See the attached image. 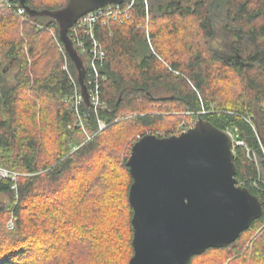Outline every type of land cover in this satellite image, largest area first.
I'll return each instance as SVG.
<instances>
[{"label":"trees","instance_id":"16d2710c","mask_svg":"<svg viewBox=\"0 0 264 264\" xmlns=\"http://www.w3.org/2000/svg\"><path fill=\"white\" fill-rule=\"evenodd\" d=\"M68 1L26 4L59 10ZM130 4L95 26L106 53L97 74L88 76L89 57L76 46L85 83L96 81L103 103L96 111L84 102L78 112L79 70L59 22L24 19L19 1L0 2V165L20 174L0 179V220L16 218L12 230L0 225V264H129L131 147L148 133L179 134L199 118L243 142L234 147L236 177L264 203V0H125L123 8ZM218 23L234 36L233 57L211 45ZM80 35L90 45V35ZM2 195L12 198L10 209ZM216 263L264 264V213L234 242L188 264Z\"/></svg>","mask_w":264,"mask_h":264},{"label":"water","instance_id":"95a60500","mask_svg":"<svg viewBox=\"0 0 264 264\" xmlns=\"http://www.w3.org/2000/svg\"><path fill=\"white\" fill-rule=\"evenodd\" d=\"M17 1L29 15H50L59 22L89 103L85 67L69 29L85 14L125 0H69L62 9L42 11ZM234 147L231 131L204 118L179 134L148 133L134 142L127 160L133 179L129 264H188L209 248L228 246L263 215L264 203L236 177Z\"/></svg>","mask_w":264,"mask_h":264},{"label":"built area","instance_id":"2783aa9c","mask_svg":"<svg viewBox=\"0 0 264 264\" xmlns=\"http://www.w3.org/2000/svg\"><path fill=\"white\" fill-rule=\"evenodd\" d=\"M0 2H1L2 7H6V6L10 7L12 6L13 0H0ZM124 4H125V1L122 4H108L105 7L91 11L85 14L84 16H82L69 30V35L73 41L74 47L75 48L79 47L81 52L83 54L86 53L89 57L88 59V67H89L88 69L89 70H87V74L90 77L92 76L93 73L94 74L98 73L99 66L101 65V63L104 62L105 57H106V53L103 50L100 41L96 38L95 26L100 18L111 17V16H114V18H118L120 15L126 14L131 4L123 8ZM17 13L24 19H26L27 16H30L22 5H19V7L17 8ZM81 30H85L87 34L90 35V38H91L90 45L88 44L87 46L84 39L80 35ZM68 68H69L68 63L66 62L64 69L70 73ZM87 91L89 95V106L93 107L97 111L98 108L103 103H102V99L100 96V88H99V85H97L96 81L94 80L88 81ZM74 99H75V106L78 108V112H79L80 107H81L80 105H82L84 102H87L81 88H79V90L76 88ZM84 116H88V114L85 112ZM100 126H101V129H103L106 126L103 120H100ZM184 130H186L185 127L182 128V131ZM236 143L243 145L242 141L235 140V144ZM19 175H20L19 173L0 165V179L10 178L12 180H16ZM254 184L256 185V187L258 186L256 183ZM16 187L17 185L13 186V188H16Z\"/></svg>","mask_w":264,"mask_h":264},{"label":"rangeland","instance_id":"374dc122","mask_svg":"<svg viewBox=\"0 0 264 264\" xmlns=\"http://www.w3.org/2000/svg\"><path fill=\"white\" fill-rule=\"evenodd\" d=\"M149 21H150V19H149V16H148V17H146V23H145L146 24L145 31H146L147 37H148V32H150L149 31L150 28H149V25H148ZM221 23H224V21H221ZM221 23H218V25L216 27V33L212 37L210 42H211L212 47L217 52H219L220 54L222 53V55L225 56L226 58H230V57H233L235 55V52H234V49H233L234 36L232 35V33L229 30L225 29V27ZM185 26L187 28L186 31H189L190 33H192L191 30L194 29V27H195V26L192 25V22H187L185 24ZM51 33H54V31L53 32L51 31ZM191 37L193 38L194 36H191ZM54 43L57 44L60 47V49L63 48L61 43H60V41H58L56 38H54ZM27 46H28L27 44L24 45L25 48ZM15 71L16 70L14 68H12V69H10V71L7 72V75L12 76ZM185 115H187L186 112H185ZM98 121H99V131H102L105 128L101 129L100 120H98ZM52 128H53V126H52ZM88 137H91V136L88 135ZM12 205H13L12 198L9 197L8 195H2V197H1V206L7 207V209H10L12 207ZM15 221H16V218L13 217L12 215H9L7 213L6 217L4 219L0 220V225H5V226H7L8 229L12 230L14 228V226H15ZM252 236L253 235H251L248 238L250 240V242L252 241V238H253ZM228 260H230V257L226 260L227 263H228ZM216 264H218V263H216Z\"/></svg>","mask_w":264,"mask_h":264},{"label":"bare ground","instance_id":"6f19581e","mask_svg":"<svg viewBox=\"0 0 264 264\" xmlns=\"http://www.w3.org/2000/svg\"><path fill=\"white\" fill-rule=\"evenodd\" d=\"M73 77V76H72ZM87 86V85H86ZM235 137V136H234Z\"/></svg>","mask_w":264,"mask_h":264}]
</instances>
